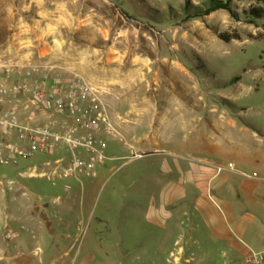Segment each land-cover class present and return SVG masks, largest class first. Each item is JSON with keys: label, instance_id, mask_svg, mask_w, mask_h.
Here are the masks:
<instances>
[{"label": "rangeland", "instance_id": "1", "mask_svg": "<svg viewBox=\"0 0 264 264\" xmlns=\"http://www.w3.org/2000/svg\"><path fill=\"white\" fill-rule=\"evenodd\" d=\"M39 1L0 0V59L81 77L114 131L98 130L110 159L95 176L29 175L65 147L0 164V225L25 236L26 264H243L229 231L264 249V137L240 131H264V19L245 14L257 0L194 18L213 0Z\"/></svg>", "mask_w": 264, "mask_h": 264}, {"label": "built area", "instance_id": "2", "mask_svg": "<svg viewBox=\"0 0 264 264\" xmlns=\"http://www.w3.org/2000/svg\"><path fill=\"white\" fill-rule=\"evenodd\" d=\"M259 5L264 9V0ZM114 131L99 91L79 76L64 78L50 67L20 65L0 59V164L17 165L37 154L51 155L65 147L68 157L29 168V175L56 178L95 176L94 167L110 159L98 135ZM64 161L66 162L64 164ZM69 189V185H65ZM6 231L5 238L15 237ZM0 264H13L0 252ZM243 264H264V249L248 248Z\"/></svg>", "mask_w": 264, "mask_h": 264}, {"label": "crops", "instance_id": "3", "mask_svg": "<svg viewBox=\"0 0 264 264\" xmlns=\"http://www.w3.org/2000/svg\"><path fill=\"white\" fill-rule=\"evenodd\" d=\"M36 1L40 2L39 0H36ZM46 1L47 0H42L43 3ZM86 1L87 0H49L50 4H52L54 6L53 11H60V12H66V13L73 11L72 9L69 8L70 5L78 6L77 12H84L85 6H88V3L91 0H88L87 1L88 3ZM108 1H113V0H108ZM91 2L93 4H95L94 0H92ZM125 2H128L129 7H138V5L141 2L147 3V0H125ZM97 4H99V3L97 2ZM92 8H94V5L92 7H89V9L86 10V12L90 11ZM260 40H264V37H262V39H260ZM256 72L261 73V75L263 76L264 75V68H262L261 72L260 71H256ZM238 80H240V78ZM256 81L257 80L254 81L253 86L252 85L250 86L251 90L256 91L259 89V85ZM242 110H244L246 112V107H242ZM224 120L227 123V125H229L228 124L229 120H227V118H224ZM230 121H231L230 126H233L234 122H233L232 118ZM243 125L244 126L241 127L240 131L253 133L254 135L264 137V131L259 129L256 126L252 125L251 123L245 122ZM228 183H229V185L235 184L234 182H228ZM234 190H235V187L233 188L232 186H230L229 190H228L229 194H231V193L234 194V192H235ZM245 190H248L249 192L251 191L252 193L257 192L256 188H249V189L245 188ZM259 190H260L259 192H262V189H259ZM33 219L35 221V219H36L35 216H30L27 219V221H32ZM12 222H14V221H12ZM12 222H5L2 227L0 225V252H3L6 255H8L13 264H26L27 260L22 259L21 256H23V249L27 246V241H26V238L24 235L20 234V232H18L16 229H14L17 225H15ZM23 226L26 227L25 224L20 226V227L23 228ZM255 228L254 229L256 231H258L257 229L259 227H255ZM9 230L15 232L17 235L15 237L5 238L4 233L6 231H9ZM259 231H261V230H259ZM227 235L231 236L232 233L229 231L227 233ZM230 236H228L229 238L225 237L227 239V241H230L229 245H231L234 249L241 251L243 253V258H244L245 253L247 252L248 248H254V247L247 245V244H244V245L242 244V246L239 247V245L235 241L230 239ZM254 249H256V248H254Z\"/></svg>", "mask_w": 264, "mask_h": 264}, {"label": "trees", "instance_id": "4", "mask_svg": "<svg viewBox=\"0 0 264 264\" xmlns=\"http://www.w3.org/2000/svg\"><path fill=\"white\" fill-rule=\"evenodd\" d=\"M232 0H213L212 3L206 7V8H197V11L193 12L192 14H189L188 18H194V17H201L204 15H208L212 13L215 10L218 9H226L228 11H231L230 3ZM261 0H257L256 5H251L245 12V14L248 16V19L251 22H256L259 19H264V9L261 5H259ZM220 39L228 42L229 38L225 34H219Z\"/></svg>", "mask_w": 264, "mask_h": 264}, {"label": "bare ground", "instance_id": "5", "mask_svg": "<svg viewBox=\"0 0 264 264\" xmlns=\"http://www.w3.org/2000/svg\"><path fill=\"white\" fill-rule=\"evenodd\" d=\"M147 102H148V100H147V101H146V100H145V101L143 100V101L140 102V104H142V105H144V104H145V105H148Z\"/></svg>", "mask_w": 264, "mask_h": 264}]
</instances>
